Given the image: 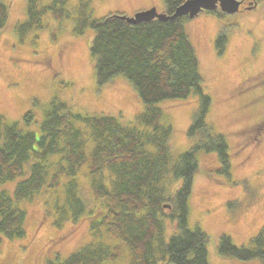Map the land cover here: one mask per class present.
<instances>
[{
    "label": "trees",
    "instance_id": "trees-1",
    "mask_svg": "<svg viewBox=\"0 0 264 264\" xmlns=\"http://www.w3.org/2000/svg\"><path fill=\"white\" fill-rule=\"evenodd\" d=\"M67 1L26 0L25 21L15 27L17 36L61 25L71 17ZM183 1L163 0L164 10L171 14ZM77 13L71 32L78 36L89 28L93 33L89 58L97 86L122 76L144 109L123 124L115 117L74 113L67 103L52 98L34 129H28L30 113L23 117L27 129L0 118V246L4 240L26 237L22 203L46 193L56 194L46 204L54 227L87 217L91 235L90 243L62 259L56 255L46 264H209L208 237L199 228L189 229L187 202L198 169L197 153H214L224 175L229 168L228 146L207 124L211 99L185 31L187 17L137 25L113 15L93 20L90 0H79ZM7 19L8 7L0 0V30ZM58 31H51L52 40ZM225 42L226 35L220 32L215 41L219 54ZM190 97L197 99V108L187 137L197 142L175 160L169 146L172 129L160 124L163 112L158 104ZM169 177L180 184L166 215ZM84 184L89 189L87 200L81 192ZM96 202L97 212L88 208ZM166 219L174 225L168 239ZM217 252L221 257L264 264V228L249 248L237 247L230 237L221 236Z\"/></svg>",
    "mask_w": 264,
    "mask_h": 264
},
{
    "label": "rangeland",
    "instance_id": "rangeland-1",
    "mask_svg": "<svg viewBox=\"0 0 264 264\" xmlns=\"http://www.w3.org/2000/svg\"><path fill=\"white\" fill-rule=\"evenodd\" d=\"M2 1L8 7L6 25L0 30V118L5 124L18 123L22 128L24 115L30 113L33 119L28 129H34L52 98L67 103L74 113L115 117L123 124L143 111L136 91L122 76L97 86L89 58L93 33L89 28L78 36L71 32L79 0L67 1L71 17L61 25L51 24L21 38L15 27L25 21L26 0ZM153 7L164 10L163 0H90V16L93 20L130 17ZM52 30H59L56 40H52ZM185 31L197 54L204 91L211 99L207 124L214 135L224 137L229 161L223 175L214 153H197L198 169L187 202L188 227L199 228L208 237L209 264H260L221 257L217 247L219 238L226 235L235 246L249 248L264 228V87L244 102L232 97L244 88L243 80L252 78L250 85L264 77V1L247 13L222 18L202 12L186 21ZM220 32L226 35L221 54L215 47ZM158 107L163 112L160 124L172 129L169 146L176 160L197 142L187 137L197 99L166 101ZM179 184L170 177L167 181L166 215H170L168 208ZM87 188L86 184L81 188L86 200L90 197ZM54 196L44 193L22 203L27 213L26 237L1 243L0 264H46L56 255L62 259L90 243L87 217L53 226L46 204ZM88 208L100 210L98 202L89 203ZM164 221L168 239L174 225L169 219Z\"/></svg>",
    "mask_w": 264,
    "mask_h": 264
},
{
    "label": "water",
    "instance_id": "water-1",
    "mask_svg": "<svg viewBox=\"0 0 264 264\" xmlns=\"http://www.w3.org/2000/svg\"><path fill=\"white\" fill-rule=\"evenodd\" d=\"M243 0H184L178 5L171 14H167L165 10L157 11L156 8H150L144 11L137 12L130 17L124 15H113L112 17L125 21L130 25L140 23H150L153 20L159 22L173 21L187 17L192 20L200 13L220 12L226 16L234 15L239 12L247 13L250 10L239 11V7ZM257 3L252 2V4Z\"/></svg>",
    "mask_w": 264,
    "mask_h": 264
},
{
    "label": "flooded vegetation",
    "instance_id": "flooded-vegetation-1",
    "mask_svg": "<svg viewBox=\"0 0 264 264\" xmlns=\"http://www.w3.org/2000/svg\"><path fill=\"white\" fill-rule=\"evenodd\" d=\"M255 4H252V1L250 0H243L242 4L239 7V11H243V10H250L253 9L255 6ZM260 77V76H258ZM252 80V78H250L247 82H245V80L242 81V84L244 85V88H242L239 92L235 93L234 95H232V97L234 99H238L241 100L242 102L247 101L251 98V94L253 92H255V90L260 89V86L264 87V77L261 78L260 80H255L253 83H251L249 85V82ZM263 89L261 88L259 92H261ZM264 93V90H263ZM231 98V99H233Z\"/></svg>",
    "mask_w": 264,
    "mask_h": 264
}]
</instances>
